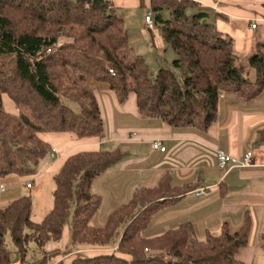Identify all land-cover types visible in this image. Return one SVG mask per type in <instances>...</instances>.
<instances>
[{
    "label": "trees",
    "instance_id": "1",
    "mask_svg": "<svg viewBox=\"0 0 264 264\" xmlns=\"http://www.w3.org/2000/svg\"><path fill=\"white\" fill-rule=\"evenodd\" d=\"M149 8L176 55L172 67L159 65L156 75L131 45L124 12L112 0H0V180L29 175L53 154L43 134L105 137L92 83L109 85L120 104L135 97L143 120L204 133L216 124L225 94L253 102L264 93V44L249 56L238 53L193 0H149ZM244 62L254 80L244 77ZM4 96L16 116L5 110ZM127 155L100 149L67 158L54 176L52 208L40 222L32 220L31 197L0 208V264H245L237 255L250 242L249 212L239 230L224 223L220 235L208 232L204 239L188 219L145 235L158 213L198 187L174 186L171 173L137 190L104 225H92L102 206L93 184ZM66 234L68 249L46 251ZM259 245L264 251V228Z\"/></svg>",
    "mask_w": 264,
    "mask_h": 264
},
{
    "label": "crops",
    "instance_id": "2",
    "mask_svg": "<svg viewBox=\"0 0 264 264\" xmlns=\"http://www.w3.org/2000/svg\"><path fill=\"white\" fill-rule=\"evenodd\" d=\"M112 1L122 10L141 4V0ZM193 1L210 8L213 14L210 21L221 34L234 40L238 53L249 56L259 44H264V0ZM143 2L149 6V0ZM255 23L257 28L253 29ZM145 27L148 28L146 22ZM138 40H141L147 53H152L150 48L157 51L158 65L168 67L171 64L168 68L172 67L174 59L170 57L172 54L167 50L163 38L151 32L143 33L133 42L137 43ZM92 86L96 89L104 119L105 137L80 139L67 133L50 134L43 138L41 135L54 152L40 162L35 174L23 177L26 188L31 190L32 220L40 222L50 212L52 205L49 199L45 204L41 203L40 187L45 178L59 172L67 158L79 152L105 147L108 151L120 149L128 152V155L98 177L92 188L96 190V186L101 184L98 191H93L102 197L100 210L107 205L110 207L109 213L101 215L102 225L137 190L153 188L164 174L171 173L174 186L196 184L198 187L158 213L151 224L154 231L163 227L169 229L188 219L194 223L198 237L204 239L208 232L220 235L224 223L229 225L232 232L239 230L249 212L253 221L250 242L239 251L237 258L245 264H264V251L259 245V236L264 228V142L260 141V132L264 130V93L253 102H245L233 93L225 94L220 101L216 124L204 133L192 129H171L161 121L143 120L139 117L135 97L120 104L109 85L92 83ZM153 140H161L166 152L153 150ZM218 151L238 160L252 151L254 165L239 167L236 162H231L222 169L218 164ZM35 180L39 184L37 190ZM17 181L18 178L14 176L0 180L5 186V190L0 191V208L7 207L23 195L24 191H17L16 185L11 187ZM27 184H31V187ZM201 190L206 194L197 196L196 193ZM100 192L106 194L107 200ZM68 240L66 234L61 243L63 251L68 249ZM78 252L86 253L85 250L73 253Z\"/></svg>",
    "mask_w": 264,
    "mask_h": 264
},
{
    "label": "rangeland",
    "instance_id": "3",
    "mask_svg": "<svg viewBox=\"0 0 264 264\" xmlns=\"http://www.w3.org/2000/svg\"><path fill=\"white\" fill-rule=\"evenodd\" d=\"M209 9L210 8L207 6L204 7V10L208 11L210 13V15H213ZM123 12H124L125 20H126V27L128 28V30L129 29L131 30V39H132L131 45L133 46V48L135 49V51L137 52V54L139 56L145 58L146 62L148 63V65L150 67L151 74L156 75L157 71H158V67H159L158 62H157L159 60V57L156 54L157 51H154L152 48H150L152 50V53H147L146 50L143 49L144 45L141 44L142 43L141 40H138L137 43L133 42V39L141 37V35L143 33L147 34V33L153 32L157 35V37L162 38L160 27L158 25H155L154 29L151 31L149 28L145 27V22H146L145 19L149 14H151L149 6L147 7V6H145V4L143 6L141 4L138 6H135V7L131 6V7H128L126 10H123ZM197 12H198V9L188 10V14H193V13H197ZM166 16H168V14H166ZM141 46H142V48H141ZM169 53L172 54L170 56V57H172V60L176 58V55L173 53V51L170 50ZM169 61H171V60H169ZM162 66L167 67L165 64H162ZM169 66H171V64ZM241 66L243 67V70H244V77L249 79V80H254L255 79V72L251 69L250 65L248 63L244 62ZM3 101H4L5 110L10 115L16 116L18 114V110L15 107L12 100L8 96H4ZM49 135L50 134H43L42 137L47 138ZM75 137H77V136H75ZM105 149H107V147H105ZM36 170L37 169H35V171ZM33 173L35 174V172H33ZM33 173H30V174L32 175ZM30 174L25 175V176H20V175H16V174L12 175V176L18 178V181L14 185H11V187L16 185L18 188L17 191H20V190L24 191L23 195L20 197H24V196L31 197V190H28L26 188V186H25L26 181L23 178V177H26V178L29 177ZM53 176H50L49 178H45V180L46 179H48V180L47 181L44 180L42 182V187H40L41 188V192H40L41 194L39 195V197H40L41 203H43V204H45L46 201L49 199V203H51V205H53V191L55 189V182H54ZM34 184H35L34 185L35 189L37 190V187H39L38 181L35 180ZM100 188H101V184H98L96 186V190L98 191ZM96 190L93 189V191H96ZM32 192H34V191H32ZM100 193L106 199V194L102 193V192H100ZM37 202H38V199H37ZM50 207H52V206H50ZM109 210H110V207L108 205L106 207H103V209L99 210L98 213L96 214L95 218L92 220L91 224L94 226H102L103 222L101 221V215H103V216L106 215V213H109ZM166 229H168V228L163 227L157 231H154V228L150 227L148 229V231L145 233V235L146 236L160 235ZM7 242H8L9 247L13 250L14 247H13V243H12L10 236L7 237ZM54 248H61V244L55 243V242H50L46 247V251L49 252ZM36 255H37V257H40V258L42 256L41 253H37Z\"/></svg>",
    "mask_w": 264,
    "mask_h": 264
},
{
    "label": "built area",
    "instance_id": "4",
    "mask_svg": "<svg viewBox=\"0 0 264 264\" xmlns=\"http://www.w3.org/2000/svg\"><path fill=\"white\" fill-rule=\"evenodd\" d=\"M146 25L149 29H153L154 28V21H153V17L151 14H149L146 19ZM253 29L257 28V24H253L252 25ZM152 148L153 150L165 153L166 152V147L163 145V142L161 140H153L152 141ZM217 159H218V164L220 168H226L228 166L229 163L231 162H236L237 165L239 167H251L254 165V156H253V152L249 151L245 154V156L243 158H241L240 160L238 159H233L231 156L227 155L225 152L223 151H218L217 152ZM27 186L30 188L31 184H27ZM5 190V186L0 182V191H4ZM206 192L204 190H201L200 192H197L196 195L197 196H202L205 195Z\"/></svg>",
    "mask_w": 264,
    "mask_h": 264
}]
</instances>
